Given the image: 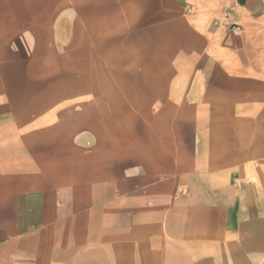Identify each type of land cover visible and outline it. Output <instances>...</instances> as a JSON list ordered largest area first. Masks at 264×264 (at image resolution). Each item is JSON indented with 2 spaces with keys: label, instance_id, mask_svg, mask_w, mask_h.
<instances>
[{
  "label": "rangeland",
  "instance_id": "374dc122",
  "mask_svg": "<svg viewBox=\"0 0 264 264\" xmlns=\"http://www.w3.org/2000/svg\"><path fill=\"white\" fill-rule=\"evenodd\" d=\"M60 1L0 0V173L23 166L31 130L73 131L94 152L96 183L111 176L113 185L97 186V194L105 188L119 194L126 177L127 217L111 220L126 233L127 264H206L200 255H209L205 244L216 240L219 218L211 198L204 200L211 196L205 177L236 169L251 181L252 169L263 168L264 96L255 105L201 103L202 86L222 79L216 67L189 55V35L211 28V10L161 4L160 25L115 19L113 10L110 31L117 33L90 45L72 42L87 26H71L72 12ZM81 13L85 23L87 11ZM174 19L180 26L169 25ZM73 44L79 48L66 52ZM105 44L111 57L103 55ZM190 168L184 194L177 184ZM166 178L176 182L169 194L160 186Z\"/></svg>",
  "mask_w": 264,
  "mask_h": 264
},
{
  "label": "crops",
  "instance_id": "0c3cea01",
  "mask_svg": "<svg viewBox=\"0 0 264 264\" xmlns=\"http://www.w3.org/2000/svg\"><path fill=\"white\" fill-rule=\"evenodd\" d=\"M161 4L173 11L191 7L211 10L215 15L211 28L189 35V55L216 67L215 73L222 79L202 86L203 105L220 106L228 100L229 105L239 104L240 100L243 104L255 105V97L264 96V0H236L230 9L239 27L236 32L219 29L214 24L225 10L226 0L59 2L61 10L72 12L71 26H87V34L77 30L71 35L72 42L86 40L92 43L90 45L110 41L113 10L115 19L118 16L120 19H151L149 24L160 25ZM83 10L87 11V21L80 23L85 19ZM116 11L121 15H116ZM175 20L169 25H178ZM113 32L117 30L111 34ZM78 48L73 44L65 51L73 52ZM106 52L110 49L105 44L103 55L112 56ZM257 78L261 81L256 82ZM74 133L55 130L48 136L44 131L31 130L23 166L17 167L16 162L8 165L5 173H0V264H127L126 233L122 226L117 229L111 220L117 216L127 217L128 195L126 188L122 190L127 184L126 177L119 183V194L113 196L111 191L107 194L106 188L97 194V186L110 188L113 185L111 176L104 177L103 183H96L94 152L90 154L88 147L81 146ZM49 138L48 145L50 141L44 140ZM17 169H22V173H17ZM191 172L190 168L189 176L177 184L185 188L184 194L187 186L192 185ZM249 174L251 181L236 169L220 179L202 177L211 189V196L204 194V200L208 202L211 198L219 218L216 240L205 244L206 250H210L209 258L204 252L200 255L205 257L206 264H257V258L264 255V166L252 169ZM175 185L173 178H166L165 183L160 184L167 187L164 190L167 194ZM161 198L151 200L154 204L163 202ZM137 202L142 203L138 207L143 213V190L137 195ZM117 208L119 214L112 213ZM202 208H207L206 203Z\"/></svg>",
  "mask_w": 264,
  "mask_h": 264
},
{
  "label": "built area",
  "instance_id": "2783aa9c",
  "mask_svg": "<svg viewBox=\"0 0 264 264\" xmlns=\"http://www.w3.org/2000/svg\"><path fill=\"white\" fill-rule=\"evenodd\" d=\"M236 0H226V8L222 12L220 19L214 22L215 26L219 29H228L231 32H236L239 30L238 25L234 22L231 15V7L234 5Z\"/></svg>",
  "mask_w": 264,
  "mask_h": 264
}]
</instances>
